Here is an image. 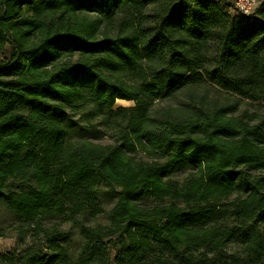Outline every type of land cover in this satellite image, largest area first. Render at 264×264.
Segmentation results:
<instances>
[{"label": "trees", "instance_id": "obj_1", "mask_svg": "<svg viewBox=\"0 0 264 264\" xmlns=\"http://www.w3.org/2000/svg\"><path fill=\"white\" fill-rule=\"evenodd\" d=\"M260 3L0 0V264H264V116L192 98L264 107Z\"/></svg>", "mask_w": 264, "mask_h": 264}, {"label": "rangeland", "instance_id": "obj_2", "mask_svg": "<svg viewBox=\"0 0 264 264\" xmlns=\"http://www.w3.org/2000/svg\"><path fill=\"white\" fill-rule=\"evenodd\" d=\"M87 18L90 20L97 19V17L94 15H88ZM105 29L106 28L102 24L100 25L99 32H102ZM192 98L196 102L202 101L207 106L216 107V108H220L223 106L230 107L235 104L236 105L235 107L238 108V110L234 113V117H237L239 114H241L244 111H247L249 115L251 114L253 115V113H255L259 117L264 116V107L260 105H256V104H254L253 106H249L244 101H239L237 103L235 99L232 98L231 96L224 94V93L221 94V93L214 92L210 88L195 89L193 92ZM181 101L187 102L188 99L185 98L183 94H181V95H178V97L175 99L164 100L160 103H156L153 108L160 110V109H164L165 107H171V106H176V105L181 106L180 104H178ZM132 105L133 104L131 102L119 100L115 103L114 107L115 108L131 107ZM77 119H79V116H75L73 118L74 121ZM92 122H93V125L100 131L99 133L91 132L90 135L86 137L88 141H92L95 144L103 145V146H105L106 144H114L116 142L117 137H116L115 132H113V130H110L107 128L103 129V127L98 126L97 125L98 120L92 121ZM75 139L76 137L74 138V140ZM254 174L264 175V173H260V172H255ZM182 177L177 178L176 180L180 181ZM98 200L102 203L106 211L107 209L111 208L115 204V200L109 188H104L103 186L99 187ZM95 223L104 224L105 223L104 217L103 216L96 217L94 220H92V224H95ZM13 225L14 224H13L11 216L8 214L5 208H3L0 205V232L4 234L3 237H0V253H8L14 249L21 247V245L19 244V241L16 239L15 235L11 232V230L13 229ZM62 228H65V229L69 228V225L63 224ZM71 234H72V238L74 242L77 243L78 241L77 231L71 230Z\"/></svg>", "mask_w": 264, "mask_h": 264}, {"label": "built area", "instance_id": "obj_3", "mask_svg": "<svg viewBox=\"0 0 264 264\" xmlns=\"http://www.w3.org/2000/svg\"><path fill=\"white\" fill-rule=\"evenodd\" d=\"M262 0H232L234 10L237 14L245 17H251Z\"/></svg>", "mask_w": 264, "mask_h": 264}]
</instances>
